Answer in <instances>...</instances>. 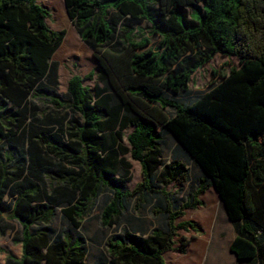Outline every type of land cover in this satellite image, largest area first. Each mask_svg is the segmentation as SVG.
<instances>
[{
	"label": "trees",
	"instance_id": "16d2710c",
	"mask_svg": "<svg viewBox=\"0 0 264 264\" xmlns=\"http://www.w3.org/2000/svg\"><path fill=\"white\" fill-rule=\"evenodd\" d=\"M38 1L0 0V141L21 135L27 142L14 168L0 160V215L7 213L21 227L13 239L21 255H7L6 264H86L84 239L55 237L47 225L54 197L39 184L47 158H66L77 169L69 179L71 202L62 209L76 229L104 186L113 197L101 223L111 228L125 199L159 192L155 183H186L185 163L163 162L159 126L204 178L176 209L162 192L166 230L108 239L110 264H167L164 255L173 250L178 231L197 230L194 222L177 220L202 206L200 196L212 186L235 228L230 251L238 262L264 264V0H64L73 26L94 52L104 87L92 92L84 85L94 71L73 75L66 120L71 118L58 134L34 140L28 131L31 98L51 74L50 61L66 36V30L48 27L50 12ZM143 22L161 37L158 48L143 51L149 39L133 41ZM216 55L236 58L239 67L183 105L177 96ZM130 126L126 146L123 132ZM128 154L142 174L131 192L124 189L132 168ZM5 160L12 162L10 156Z\"/></svg>",
	"mask_w": 264,
	"mask_h": 264
},
{
	"label": "rangeland",
	"instance_id": "374dc122",
	"mask_svg": "<svg viewBox=\"0 0 264 264\" xmlns=\"http://www.w3.org/2000/svg\"><path fill=\"white\" fill-rule=\"evenodd\" d=\"M38 2L50 12V17L46 21L48 27L53 31L66 30L65 38L68 34L71 35L61 47L65 38L63 39L50 61L51 74L31 98L33 113L28 121V131L30 139L34 140H39L42 136L58 134L61 124L67 123L71 118L69 114L66 120L69 103L68 82L73 75L84 77L94 71L93 79L85 81L84 85L92 92L96 86L104 87V83L98 78L94 52L82 41L73 26L67 15L64 0H39ZM143 38L149 39V45L143 51L158 48L162 40L161 37L151 33L149 25L145 22L137 26L133 41H140ZM238 67L239 61L236 58L216 55L192 75L188 91L180 93L177 96L178 99L183 105H190L218 83L222 75H227L232 68ZM172 112L169 110L168 114ZM4 113L0 112V117H4ZM132 130L133 127L130 126L123 132V143L126 146H128L127 136ZM158 131L161 135L163 162L170 163L177 159L187 164L189 180L184 184L173 183L167 187L155 183V188L159 192L143 193L141 196L135 195L125 199L118 224L111 228H104L101 223L102 212L113 197L111 188L109 186L101 188L99 195L91 203L88 215L82 221L80 228L76 229L65 218L62 209L69 206L71 202V196L67 193L69 179L73 176L72 171L77 169L63 157H51L44 160L39 184L54 197L53 204L48 203L54 205V208L52 220L47 225L53 229L55 237L70 234L83 238L87 248L86 264H110L106 252V241L110 238H123L125 232L148 235L155 229L166 230V196L176 209L198 187L201 179L198 166L190 160L187 152L162 126L158 127ZM16 137V141L13 139L0 141V160L5 161L10 168L20 163L27 147V142L21 135ZM63 141L67 142V138L63 137ZM24 144L25 147L22 146ZM8 156L12 158V162L5 160ZM126 158L132 164V168L127 174L128 181L124 189L131 192L142 182L141 167L130 154ZM162 192L166 193V196ZM216 199L215 191L209 190L202 199L200 196L202 206L195 210H185L184 216L177 220V223L194 222L197 230L178 231L173 250L164 255L167 264H251L238 262L230 251V245L236 235L235 228L229 221L221 202ZM20 230L18 222L7 213L0 215V264H6V257L9 254L20 257L21 246L13 242ZM183 244L184 252H181L180 248Z\"/></svg>",
	"mask_w": 264,
	"mask_h": 264
},
{
	"label": "crops",
	"instance_id": "0c3cea01",
	"mask_svg": "<svg viewBox=\"0 0 264 264\" xmlns=\"http://www.w3.org/2000/svg\"><path fill=\"white\" fill-rule=\"evenodd\" d=\"M190 158V157H189ZM190 160H192L191 158H190ZM192 162H194L193 160H192ZM184 163V162H183ZM195 164V163H194ZM196 165V164H195ZM186 166L188 167V165L186 164ZM197 166V165H196ZM199 168V167H198ZM200 169V168H199ZM200 171H201V169H200ZM200 178L202 179V178H204V174H203V172L201 171V174H200ZM209 190H214L215 191V194H217V201L218 202H221V204H222V206H223V208H224V210L226 211V209H225V206H224V204H223V202H222V200H221V198H220V196H219V194L217 193V191H216V189H215V187L214 186H212L211 188H209ZM209 190H207V192H205V193H203L202 195H201V199L203 198V196L205 195V194H207L208 193V191ZM226 214H227V212H226ZM236 236V235H235ZM235 256V255H234Z\"/></svg>",
	"mask_w": 264,
	"mask_h": 264
}]
</instances>
